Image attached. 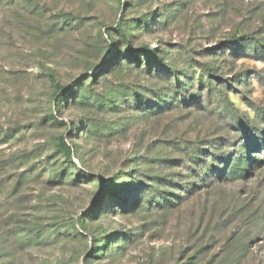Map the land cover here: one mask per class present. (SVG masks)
<instances>
[{
  "label": "rangeland",
  "instance_id": "374dc122",
  "mask_svg": "<svg viewBox=\"0 0 264 264\" xmlns=\"http://www.w3.org/2000/svg\"><path fill=\"white\" fill-rule=\"evenodd\" d=\"M124 22L137 25L134 51L156 50L150 72L142 55L122 57L126 44L116 61L106 53ZM259 42L264 0H0V264H264V165L231 172L244 151L263 158L234 143L245 132L231 123L264 132ZM203 64L227 83L210 88ZM58 85L77 92L55 109ZM120 87L123 101L78 102ZM141 94L156 96L141 107ZM211 136L223 139L220 177L192 186L177 163L156 161Z\"/></svg>",
  "mask_w": 264,
  "mask_h": 264
},
{
  "label": "trees",
  "instance_id": "16d2710c",
  "mask_svg": "<svg viewBox=\"0 0 264 264\" xmlns=\"http://www.w3.org/2000/svg\"><path fill=\"white\" fill-rule=\"evenodd\" d=\"M126 1H120V7L122 8V6L125 4ZM64 16V20L66 22H69L71 19L67 18L66 15ZM145 19V18H144ZM143 19V20H144ZM76 21V20H75ZM147 21V20H145ZM128 27V29H127ZM134 27V28H133ZM137 27L136 24H128L126 26V23H119L118 27H117V33L115 35H118V40H115V38L113 37V33H111L110 31L107 32L108 35V45L106 48V53L109 54L110 56V60H118V54L120 53V47L122 46V44H126L127 45V50L125 51V53L123 54L122 57H127V59L129 61H137L139 62L140 60V56L142 55V57H144V60L146 61L147 65H149V67L147 68L148 72H150L151 67L154 65V61H155V57H156V50L152 51L147 47L142 48L140 51H142L141 54H139L138 52L134 51L130 45V38L132 36V30L135 29ZM250 38L249 35L246 34H242L240 36H238V39L236 41H231V43L229 42V45L227 46L230 50H231V54H239L240 53V41H247ZM254 52L255 54H264V44H262L261 42L254 44ZM159 65H163L164 64L160 61ZM98 65L95 66V69H98L92 76L93 81H97L98 76L100 74V72L104 69H102V67H99ZM139 69L142 70V67H140L139 65ZM202 69V78H207L205 83L210 84L209 87L211 88L212 86H214L216 89L218 86H216V83H213L212 80H217L218 82H222V83H227V81H224L221 78L217 77L216 74V70L215 68L211 67V66H207L205 64H203L201 66ZM190 72H194L196 73L193 65H191L190 67ZM193 73V74H194ZM243 76L242 74H239L238 77ZM54 79V78H53ZM179 82V81H178ZM180 84V83H178ZM76 85V84H75ZM75 85L72 86H65V85H58L57 89H56V94L54 95L55 98V102H54V107L55 109H58L62 104L63 101H66L69 97H74V95L76 94V89L74 88ZM78 85H81V83L79 82ZM190 85H187V88ZM178 92V88L176 89ZM187 90V89H185ZM126 91H128L126 88H122L120 87L117 91H114L113 93L111 92L110 94H105L103 98H93L90 99L88 97V95H84V93L86 92H81L79 94L78 98V102H83L85 100L87 101H92L95 107H102V105H107L110 102H119V101H123L125 98L124 93H126ZM153 93V91H152ZM179 96H182V92H178ZM159 94V93H157ZM222 95H224V93L221 92ZM127 95V94H126ZM156 95L152 96V94L150 96H147V94H141V96H139L137 98V102L139 103V106H143L145 104L146 101H150V99H154ZM178 96V97H179ZM197 95L196 93H192L190 96L191 101L194 103L196 102L197 99ZM188 101V100H187ZM187 101H184V103ZM190 101V100H189ZM222 103H225L228 108L231 107L230 104L228 105V100L222 99ZM122 104V103H121ZM125 105V104H124ZM209 107V106H208ZM149 110L152 111L153 109H155L156 111L161 110L162 108H165L163 106H161V104L159 105H154V106H148ZM149 111V112H150ZM230 113H233L232 110H230ZM53 121L57 124H60V119H58L56 116H51ZM233 122H231L238 130H244L245 134L243 136H241V138L237 139L234 143L235 144H239L241 143V141H245V146L250 150V149H256L258 151V153H260L262 155L263 158H254V156L251 155H247L246 151L242 152L241 155L236 156L235 161L233 163V165L231 166V172L234 175L235 179H241V178H248L251 175L250 172V168H254L255 165L256 166H263L264 165V132H261L260 134H258V136H255L253 131L249 129V125L248 123H245L241 120H238L237 116H233ZM236 120H238L236 122ZM255 136V137H254ZM180 141V140H178ZM175 144V143H174ZM57 149L60 150V152L66 157L68 158V160H71V157L73 155V146L69 144V142L66 140L65 136H62L59 140V142L56 145ZM177 150L176 154L177 156H171L168 155L166 157H162L161 159H158L156 161H163V162H167L170 164H174L177 163L175 166L176 167H180L181 171L179 172L178 175H180V178L182 179L181 182H184L186 179L187 180V184L188 185H192L195 186L196 182L201 180L204 181L206 179H212L215 177H220V175L225 173V169L223 170H217L216 169V162L220 159L221 155L220 152L223 148V139L221 138H216L211 136L206 137V138H202V139H198L196 141H190L189 143H185L183 144V146H181L180 142H177L174 146ZM179 147V149H178ZM196 149V150H195ZM148 151L150 152V149H148ZM166 155V153H164ZM136 155V154H133ZM136 157V156H135ZM136 161V160H135ZM193 162L194 163V167H192L190 165V163ZM228 162V161H226ZM178 165V166H177ZM173 167V166H172ZM133 171V170H131ZM121 178L124 176V174H121ZM176 174H174L173 176H175ZM160 178L161 181L165 180L166 181V177L167 176H155V178ZM193 179V180H192ZM130 184L125 183V188L126 191H129L130 189Z\"/></svg>",
  "mask_w": 264,
  "mask_h": 264
}]
</instances>
